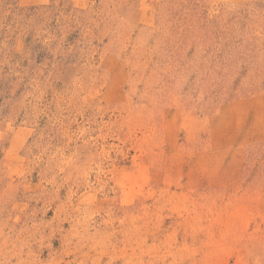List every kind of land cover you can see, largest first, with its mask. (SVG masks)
Returning a JSON list of instances; mask_svg holds the SVG:
<instances>
[{"label":"rangeland","instance_id":"rangeland-1","mask_svg":"<svg viewBox=\"0 0 264 264\" xmlns=\"http://www.w3.org/2000/svg\"><path fill=\"white\" fill-rule=\"evenodd\" d=\"M0 264H264V0H0Z\"/></svg>","mask_w":264,"mask_h":264}]
</instances>
